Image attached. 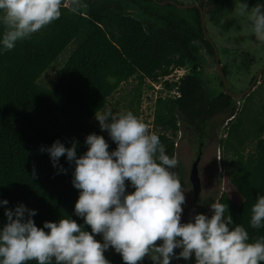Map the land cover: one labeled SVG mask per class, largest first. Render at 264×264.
<instances>
[{
    "label": "trees",
    "instance_id": "16d2710c",
    "mask_svg": "<svg viewBox=\"0 0 264 264\" xmlns=\"http://www.w3.org/2000/svg\"><path fill=\"white\" fill-rule=\"evenodd\" d=\"M198 1L202 8L207 6L205 13L210 21L221 26L218 17L224 15L226 9H233L234 0ZM83 2L86 7L74 13L65 0L59 19L32 34L30 39L17 42L12 50L0 53V200L9 201L8 205H0V227L6 222L5 208L23 203L37 210L33 220L38 227H42L44 221L56 222L69 216L91 232L83 218L74 213L80 191L71 183L74 165L61 156L59 163L67 171L57 173L48 153L40 152V147L50 146L57 139L66 147L76 141L79 156L88 147L84 144L85 137L95 132L104 136L109 151L115 149V142L92 122L95 112L104 108L109 96L122 82L135 77L138 83L133 113L137 116L146 76L158 81L173 68L190 64H193L190 73L178 81L163 82L174 94L164 98L157 96L153 125L159 130L155 132L166 154L172 157L181 118L201 124L208 117L226 114L230 119L220 144L225 154L224 173L238 193L239 203L252 214L251 207L257 196L264 195V123L250 133L241 117L235 116L229 95L216 89L207 96L203 90L199 67L204 57L199 53L200 46L203 45L212 58L215 55L200 27L198 9H178L152 0ZM257 2L248 0L249 8ZM238 25L234 21L222 24L226 30L240 27ZM72 43L73 48L64 59L56 80L50 86L45 85L41 76ZM235 60L244 70L254 62L248 52L241 53ZM260 108L264 114V102L260 103ZM195 132L200 139L206 138L205 131ZM252 142L254 150L248 151L247 145ZM33 166L35 177L32 176ZM176 170L179 179L183 178L185 171L180 162ZM131 191L134 188L126 187V192ZM217 202L227 205L225 214L230 215L233 222L230 227L243 225L250 242L264 237V232L250 226L248 213L227 193L222 192ZM160 243L158 240L157 245ZM104 255L110 264H125L120 254L105 251ZM174 262L175 258L170 264ZM28 264H36V261ZM139 264L145 263L139 261ZM146 264L152 261L147 259Z\"/></svg>",
    "mask_w": 264,
    "mask_h": 264
},
{
    "label": "clouds",
    "instance_id": "9594fccd",
    "mask_svg": "<svg viewBox=\"0 0 264 264\" xmlns=\"http://www.w3.org/2000/svg\"><path fill=\"white\" fill-rule=\"evenodd\" d=\"M68 2L74 13L86 7L83 0ZM64 4L65 0H0V53L59 19ZM233 11L255 41L264 44V0L251 8L248 0H234ZM95 119L115 142V149L109 151L104 136L95 132L85 137L88 147L79 156L76 141L66 147L57 139L39 149L48 153L57 173L67 171L59 163L61 156L74 165L71 183L80 190L74 213L91 232L69 216L38 227L33 220L36 209L23 203L6 207V222L0 227V264L33 260L36 264H110L104 255L110 247L125 264H137L145 256L152 264L192 256L195 264L264 262V237L250 242L243 225L230 227L232 217L225 214V203H211L210 217L198 213L181 223L185 194L175 172L179 161L166 154L158 134L149 131L142 119L131 110L114 113L107 108L96 111ZM32 176H36L35 166ZM126 187L134 191L126 192ZM8 203L0 200V205ZM251 213L250 226L264 227V195L257 196ZM94 234H101L103 242Z\"/></svg>",
    "mask_w": 264,
    "mask_h": 264
},
{
    "label": "rangeland",
    "instance_id": "374dc122",
    "mask_svg": "<svg viewBox=\"0 0 264 264\" xmlns=\"http://www.w3.org/2000/svg\"><path fill=\"white\" fill-rule=\"evenodd\" d=\"M174 2H181V0H172ZM188 0H183L186 3ZM191 1V0H190ZM234 2V1H233ZM153 4H151L152 6ZM234 8V3H233ZM154 7V6H153ZM171 11L172 8L169 7ZM185 15V12L184 14ZM220 25H214L212 21L205 15V26L206 31L210 38L215 43L219 55L221 58L226 60L223 62L226 72H227V83L229 91H238L246 87L251 75L262 65L264 60V44L257 43L255 37L252 36L250 30L245 26H241V19L232 10L226 9L224 15L218 17ZM228 21H234L239 23V29L233 31L235 28L226 30L223 28L222 24H226ZM232 30V31H230ZM74 43L70 44L67 50L59 56V58L43 73L40 80L47 86L54 82L59 74V70L63 64L64 59L68 56ZM202 55L208 61V68L204 70L202 65L199 67L200 77H202L203 90L208 95L216 91L212 85H218L217 73L212 70L213 61L211 57L204 51L203 45L200 46ZM243 52H248L253 55L256 59V63L251 66V74L246 77L241 75V70L237 65L236 58ZM193 64L183 68H173L169 74L159 77L158 81H154L149 77H145L144 84L142 85L141 102L137 110L138 117L142 119L147 125L149 131H158L157 127L153 125V113L157 96L167 97L168 95L174 94V91H169L164 87L163 80L169 78L167 81H175L178 75H183L190 73V69ZM177 70V71H176ZM241 81V82H240ZM138 80L135 77L130 78L127 82H122L119 87L109 96L108 101L104 108L99 111L102 112L106 108L112 109L114 113H123L128 110L133 112L136 109L135 94L137 88ZM232 89H231V88ZM264 102V74L258 78V83L248 96L239 98L234 101L233 107H235V116H240L244 126L248 129L250 133H253L262 123H264V114L260 108V103ZM226 114H217L216 117L209 120L208 125L204 128L205 133L203 134L206 138L200 139L198 133L194 131V134L187 132H182V137L175 138L177 142L175 157L181 163L185 173L184 177L180 178L182 188L185 194V200H189L192 195L191 186L188 183V175L192 162L195 160L198 154V149L201 150V159L198 163L199 176L201 179V198H205L207 194H213L214 197L212 201L217 202L220 194L222 192L227 193L232 200L239 203V195L232 185L227 180L226 174L224 173L223 160L225 154H223V149L220 146L222 140L225 137L226 131ZM180 119V115H179ZM92 122L99 127V122L92 119ZM181 127V124H180ZM198 128V127H197ZM181 130V129H180ZM183 130V129H182ZM187 131V130H185ZM107 134V131H103ZM180 134V133H179ZM200 142H202L200 144ZM248 151L254 150V143H249L247 145ZM177 174V170L175 171ZM178 176V174H177ZM179 178V177H178ZM244 213H248V209L245 205H241ZM213 210L210 206L205 211V215L211 216ZM246 213V214H247ZM248 218L250 220L251 214L248 213ZM259 232H264V227L258 229ZM94 238L100 242H103L101 234H94ZM107 253H116L111 247L106 250ZM119 254V253H117ZM107 258V256H105ZM149 259L147 256L142 260L146 264V260ZM150 260V259H149ZM139 264V262H137ZM174 264H195V257L192 256L188 260L183 258L176 259Z\"/></svg>",
    "mask_w": 264,
    "mask_h": 264
},
{
    "label": "flooded vegetation",
    "instance_id": "af4514ba",
    "mask_svg": "<svg viewBox=\"0 0 264 264\" xmlns=\"http://www.w3.org/2000/svg\"><path fill=\"white\" fill-rule=\"evenodd\" d=\"M154 3H156V4H159V2H161V1H164V0H152ZM183 0H181V2H179L178 1V3L177 4H179V5H190V4H198V5H200V2L198 1V0H188L186 3L184 2H182ZM205 1V0H204ZM205 3V2H204ZM234 3V2H233ZM170 5H173V6H175L176 8H178L175 4H170ZM201 7V6H200ZM193 8H196V7H193ZM202 8V7H201ZM179 9V8H178ZM187 9H189V8H187ZM187 9H184V10H187ZM199 11V10H198ZM202 11H203V14H204V19H205V15H207L208 16V18H209V15L208 14H206L205 12L207 11V6L205 5L203 8H202ZM199 15H200V13H199ZM192 21V20H191ZM213 23V22H212ZM240 23V22H239ZM238 23V24H239ZM241 26H243V25H245V23L243 22V20L241 19ZM214 24V23H213ZM215 25V24H214ZM200 27H201V29H202V32H203V28H202V26H201V21H200ZM204 27H205V31H206V26H205V22H204ZM240 27H236V29H234L233 31H235V30H237V29H239ZM230 31H232V30H230ZM207 32V31H206ZM204 34V33H203ZM208 34V33H207ZM209 38H210V36H209ZM206 39V38H205ZM211 39V38H210ZM212 40V39H211ZM212 42H213V40H212ZM213 44L215 45V43L213 42ZM211 45V44H210ZM212 46V45H211ZM213 47V46H212ZM216 47V46H215ZM217 48V47H216ZM214 50V49H213ZM204 51L210 56V54L207 52V49L206 48H204ZM199 53L200 54H202V52H201V49H199ZM217 53H218V50H217ZM214 58H212L211 56V60L214 62L213 63V67H212V70L214 71H216V73H217V79H218V85H212L213 86V88H216V89H219V90H221V91H223L224 92V89H223V84H222V79H221V77L219 76V74H218V72H217V70H216V54H215V51H214ZM218 56H219V63L221 64V67H222V70H223V73H224V75H225V78L227 77V72H226V69H225V66H224V64H223V62H225L226 60H224L223 58H221V54L219 55V53H218ZM252 57H253V63H256V59L257 58H255L253 55H251ZM204 57V56H203ZM209 61V60H208ZM208 61H206V59L205 58H203V62H202V67L204 68V70L206 69V68H208L209 67V65H207V63H208ZM236 62H237V60H236ZM264 64V60H263V63H262V65ZM237 65H238V67L240 68V70H241V75L243 76V77H246L247 78V76L248 75H250L251 74V66H253L254 64H252V65H250V68H248V70H244L243 68V66H241L240 64H238L237 63ZM262 65L251 75V77L249 78V80H248V83H247V85H246V87H244L243 89H241V90H238V91H231L232 93H241V92H243V91H245L246 89H248L249 87H250V85H251V83L253 82V80H254V78L257 76V73H258V71L260 70V68L262 67ZM263 73H264V71L259 75V77L261 76V75H263ZM258 77V78H259ZM226 81H227V79H226ZM241 82V81H240ZM257 83H258V79H257ZM256 83V84H257ZM255 84V85H256ZM227 85L228 86H230V83L228 84L227 83ZM231 88V87H230ZM255 88V86L249 91V93L247 94V95H245V96H248L250 93H252V90ZM232 89V88H231ZM229 90V89H228ZM244 97V96H243ZM232 99V105H233V103H234V101H237L238 99H233V98H231ZM218 114H224V113H218ZM217 116V114L216 115H214V116H211L210 118L208 117V118H206L205 120H203V123H201V124H194L193 122H191L190 120H186L185 118H181V120L179 121L180 122V124H181V130H179L180 132V134H179V138H180V136L182 137V132L183 131H185V130H187V131H185V132H187V134L188 133H190V134H194V132L193 131H204V128L208 125L207 123H209V120H211L212 118H214V117H216ZM226 119V124H227V122H228V120L230 119V118H225ZM198 127V128H197ZM183 129V130H182ZM191 131V132H190ZM202 142H200V144H201ZM200 148H201V150L200 149H198V154L196 155V158L199 156V158L201 159V153H202V146H200ZM195 158V159H196ZM200 161V160H199ZM194 162V161H193ZM192 162V163H193ZM192 165V164H191ZM191 168V167H190ZM190 172V171H189ZM188 183H189V185L191 186V190H192V195H191V197L189 198V200L187 201V200H185V203L182 205V209H183V211H182V214H181V223H186V222H188L189 220H191V218H192V216H194L195 214H198V213H201V214H204L205 213V211L207 210V208L211 205V203H213L214 201H212V199H213V197H214V193L213 194H207V195H205V198H201V193H202V188H201V190H200V192H199V194L198 195H194V192H193V188H192V185H191V182H190V180H189V175H188ZM157 242H158V240L155 242L156 244H157ZM177 250V249H176ZM181 249H178V252L180 251ZM177 252V253H178ZM175 260H176V258H175Z\"/></svg>",
    "mask_w": 264,
    "mask_h": 264
},
{
    "label": "water",
    "instance_id": "95a60500",
    "mask_svg": "<svg viewBox=\"0 0 264 264\" xmlns=\"http://www.w3.org/2000/svg\"><path fill=\"white\" fill-rule=\"evenodd\" d=\"M159 4L160 5L175 4L179 9H187V8L196 7L199 10L200 21H201V26L203 28L204 37L213 46V49H214L215 54H216V70H217L219 76L222 79L224 92L227 95H229L231 98H233V99H239V98H242L243 96L247 95L249 93V91L257 83V79H258L259 75L264 71V64L262 65V67L258 71L257 76L254 78L253 82L251 83V85H250V87L248 89H246L245 91H243L241 93H232L231 91L228 90L227 81H226L225 75L223 73L221 64L219 63V56H218V53H217V48L215 47V45L213 44L212 40L209 38V35L205 31V27H204L205 19H204V14H203V11H202V8L200 7V5H198V4L179 5V4H177L176 2H174L172 0H164V1L159 2ZM199 160H200V158L198 156L194 160V162L192 163L191 168H190V172H189V180L191 182V185H192L193 192H194L195 196L198 195L200 190H201V179H200V176H199V169H198Z\"/></svg>",
    "mask_w": 264,
    "mask_h": 264
},
{
    "label": "built area",
    "instance_id": "2783aa9c",
    "mask_svg": "<svg viewBox=\"0 0 264 264\" xmlns=\"http://www.w3.org/2000/svg\"><path fill=\"white\" fill-rule=\"evenodd\" d=\"M177 71V70H176ZM184 75V74H183ZM183 75H178L177 77H176V79H174L173 78V80H175V81H178ZM167 80H169V78H165L164 80H163V82L164 81H167ZM170 82V81H169Z\"/></svg>",
    "mask_w": 264,
    "mask_h": 264
}]
</instances>
